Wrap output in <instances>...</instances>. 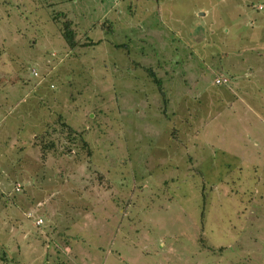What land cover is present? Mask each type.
<instances>
[{
    "label": "rangeland",
    "instance_id": "1",
    "mask_svg": "<svg viewBox=\"0 0 264 264\" xmlns=\"http://www.w3.org/2000/svg\"><path fill=\"white\" fill-rule=\"evenodd\" d=\"M0 264H264V0H0Z\"/></svg>",
    "mask_w": 264,
    "mask_h": 264
},
{
    "label": "trees",
    "instance_id": "2",
    "mask_svg": "<svg viewBox=\"0 0 264 264\" xmlns=\"http://www.w3.org/2000/svg\"><path fill=\"white\" fill-rule=\"evenodd\" d=\"M61 35H62V38L65 40V42H66V44L68 45V47H70V48H73L74 46H76V44H77V41L75 40V38H74V31L72 30V28H71V22L70 21H68L67 19H65L64 21H63V23H62V25H61ZM151 75H152V77L154 78L155 76L153 75V73H151ZM156 78V77H155ZM154 78V80H155V82L156 83H158L159 84V81L157 80V78L155 79ZM61 125V127L63 128H68L65 124H63V123H61L60 124ZM69 129V131H68V135H69V133H70V135L72 136V137H70V139L72 138H74L73 137V131H71V129L70 128H68ZM49 147H50V145H48ZM83 146H86L85 145V142H83ZM49 147H46V145L45 146H43L42 147V149H43V151H46ZM4 257V256H3ZM4 259V258H3Z\"/></svg>",
    "mask_w": 264,
    "mask_h": 264
},
{
    "label": "built area",
    "instance_id": "3",
    "mask_svg": "<svg viewBox=\"0 0 264 264\" xmlns=\"http://www.w3.org/2000/svg\"><path fill=\"white\" fill-rule=\"evenodd\" d=\"M260 9V8H259ZM218 82V81H217ZM221 82H224V83H222V84H226L225 82H227V80H225V81H222L221 80ZM36 224H39V222H37Z\"/></svg>",
    "mask_w": 264,
    "mask_h": 264
},
{
    "label": "crops",
    "instance_id": "4",
    "mask_svg": "<svg viewBox=\"0 0 264 264\" xmlns=\"http://www.w3.org/2000/svg\"><path fill=\"white\" fill-rule=\"evenodd\" d=\"M11 137H12V136H11ZM8 138H10V137H7V138H6V140H4V141H6V142H7V141H8ZM4 141H3V142H4ZM18 189H19V187H18Z\"/></svg>",
    "mask_w": 264,
    "mask_h": 264
}]
</instances>
